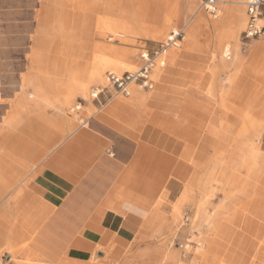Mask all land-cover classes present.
Instances as JSON below:
<instances>
[{"label": "rangeland", "instance_id": "1", "mask_svg": "<svg viewBox=\"0 0 264 264\" xmlns=\"http://www.w3.org/2000/svg\"><path fill=\"white\" fill-rule=\"evenodd\" d=\"M43 1L0 0V184L4 183L6 174V151L15 149L19 153L15 147L19 146L20 141H29L35 150L42 151L45 148L43 154H46L67 133L81 128L79 120L94 117L104 121L109 116L107 109L113 101L129 104L138 94L151 96L147 102L149 105L139 110L140 129L151 124L174 138L182 148L174 156L161 149L156 150V188L151 192V197L147 195L154 209L142 216L144 235L129 242L117 238L119 241L112 245L97 244L90 253V259L82 264H221L215 256H211L208 262L206 252L202 253L200 259L196 257L204 239L214 242V248L218 250L230 249L234 255L244 259L249 256L243 259L245 264H264V252L257 255L260 248L264 249V236L262 240L258 239L259 236L250 237L245 231L236 232L231 225L228 231L211 227L209 215L227 197V190L222 189L218 182L221 181L219 175H216V181L220 184L214 185L213 194L208 197L210 214L204 218L197 209L198 202L206 198L197 189V180H206L204 174L222 158L227 161L224 169L230 168L227 167L228 162L233 157L235 138L242 125V118L236 117L231 111L250 110L246 106L252 104L253 108L248 111L250 119L264 123V47L255 50L264 45V35L249 41L242 38L247 23L244 4L247 0H223L225 4L216 0V18L203 11L202 0H120L123 4L120 16L110 6L117 0L104 3L98 12L70 9L67 6L55 9ZM227 6L229 12L226 16ZM48 10H52L51 13ZM39 12L44 16L42 20L39 19ZM243 14L246 21L243 27H239L234 18H241ZM61 15L75 22L86 16L88 20L80 25L77 23L69 33L63 35L59 32L60 26L53 22ZM199 15L200 26L194 30V24L190 21ZM203 19L208 20L206 25L211 24L215 28H206ZM260 23L264 25V19ZM162 28L165 31L158 39L147 38L143 34ZM171 31H182L183 41L178 48H172L176 56L174 63L170 65L167 53L165 67L153 71L152 90L133 87L129 97H115L107 107L100 109L94 106L96 102L90 93L92 88L105 84L103 81L89 83L86 95L83 97L75 93L71 104L64 108L62 114L55 108L54 105L59 106V101H63L52 84L56 79L75 85L85 79L92 67L94 69V62L105 67L102 78L109 72L135 71L141 66L140 53L143 50H155ZM221 32H225V36H232L233 40L230 37L221 40V37H225L219 36ZM30 54L32 57H41L42 62L35 63ZM125 57L129 62L136 63L134 69L116 70L107 67L123 63ZM219 61L225 62L227 66L222 67ZM162 73L160 86L157 78ZM38 85L56 101L51 100L50 104L32 102L33 88ZM23 93L28 99L26 103L21 101ZM151 102L162 105V108H155ZM78 104L82 105L78 114L70 113V109ZM16 110L24 113V123L29 124L31 131L21 126V129L19 127L10 131L7 136L6 119ZM225 111L228 114L225 115ZM38 115L48 119L71 117L72 124L65 133L60 134L38 121ZM112 118L114 122L122 123L117 116ZM211 123H218L219 130L210 137L207 127ZM47 130L53 138L51 146L44 145L38 137ZM232 144L233 150L228 149ZM186 146H189L187 153L191 157L190 161L182 158ZM261 148L264 150V142ZM202 155L203 164L195 171L192 161L200 160ZM14 167L19 168L16 165ZM190 178H193V191L186 201L180 202L183 191L188 188L185 182ZM9 191L0 186V203ZM134 192L141 198L146 197L144 189H135ZM252 194L247 215L253 223L261 225L264 219V179L259 180ZM178 207L181 215L177 217L175 209ZM153 212H156L157 218L151 220ZM244 238H249V241L257 239L258 244L241 245L239 241ZM35 244L34 238H15L12 245L6 249L0 248V264H61L56 259V253L33 252ZM10 257L12 261L8 263Z\"/></svg>", "mask_w": 264, "mask_h": 264}, {"label": "crops", "instance_id": "2", "mask_svg": "<svg viewBox=\"0 0 264 264\" xmlns=\"http://www.w3.org/2000/svg\"><path fill=\"white\" fill-rule=\"evenodd\" d=\"M228 12L227 6L226 16ZM199 26H193V29ZM205 27L215 28L211 24ZM225 35V32L219 33L220 37ZM175 58H168L170 65ZM157 83L162 86L161 81ZM139 100L138 94L129 104L113 101L107 109L109 116L104 121L89 118L87 128L85 126L67 133L46 154H43L45 148L35 150L29 141L24 140L15 147L19 153L15 149L6 151V174L0 186L10 191L6 192L4 201L0 203V248L6 249L17 237H30L36 243L33 252L56 253V259L61 264H82L90 259V253L97 244L108 246L119 239L129 242L144 235L142 216L154 209L147 195L151 197V192L156 188V150L161 149L174 156L182 145L151 124L140 129L139 110L149 103L143 104ZM151 103L155 108H162L156 102ZM114 115L117 118L120 115L118 119L122 123L114 122ZM36 119L60 134L65 133L72 124L71 117L48 119L38 115ZM10 125L6 126L7 136L10 131L21 129V126L31 129L29 124L24 123V116ZM211 130L209 124V135ZM48 131L38 137L44 145L51 146L53 138ZM203 139L206 140V137ZM186 147L188 149L182 153V158L190 161L187 153L189 146ZM192 164L195 171L199 170L203 155ZM261 178L263 181L264 176ZM192 179L185 182L187 190H193ZM199 182L198 179L197 189ZM135 189H144L146 197L134 194ZM247 213L248 208L246 211L238 209L230 221L221 220L215 229L228 231L231 225L236 232L245 231L246 235L259 236L258 239L262 240V224L253 223ZM151 216V220L156 219V212ZM248 239L244 238L239 243L245 246L253 242L258 244L257 239L251 242ZM214 245L209 241L205 252L210 257L215 256L220 263L245 264L244 260L249 257L240 258L230 249L218 250ZM11 261L10 257L8 263Z\"/></svg>", "mask_w": 264, "mask_h": 264}, {"label": "bare ground", "instance_id": "3", "mask_svg": "<svg viewBox=\"0 0 264 264\" xmlns=\"http://www.w3.org/2000/svg\"><path fill=\"white\" fill-rule=\"evenodd\" d=\"M43 2H45L46 4L50 5V7L55 8V9L58 8L59 6H62V7L67 6V7H70V9H76V10L79 9V10L87 11V12L91 10L92 12H98L102 10L103 5H105L104 3H112L113 0H44ZM219 3L225 4L226 2L223 0H220ZM111 5L114 7V8L111 7V9L113 10L116 9L114 11H117L118 16H120L122 9H123V4L120 2V0H117L116 3L110 4V6ZM52 10L50 11L48 10L47 12L51 13ZM238 12L240 13V10ZM200 16L201 15L192 19L190 23H193L194 24L193 26L199 25ZM42 17L44 16L39 12V19L42 20ZM87 17L88 16H86V18L84 17V18L79 19L78 22H75L69 19V17H67L66 15H61L53 19V22L57 23L60 26L59 32L65 35L66 33H69L70 30L74 28L75 25H77V23H79L78 25H80V24H83L84 20L87 21L88 20ZM45 19H44L45 21H47V19L48 21H52L50 20V18H45ZM234 20L235 22L239 23V27H243L246 21L244 14L241 16V18H239V16H236ZM205 22H208V20L203 19L204 26H206ZM164 31H165V28H162L155 32L145 31L143 34L147 38L158 39L163 35ZM229 37L233 40L232 36H229ZM229 37L228 36L221 37V40L223 39L228 40ZM262 47H264V45L256 47L255 50L261 49ZM107 50L110 51L111 49L108 47ZM167 53H168V58H171L172 56H174V52L172 48H170L166 52V54ZM30 57L37 64H40L42 62L41 57H32L31 54H30ZM219 64L222 67L227 66V64L223 61H219ZM94 65H95L94 69L91 66L92 70L86 74L85 79L82 80L81 82L76 83L75 85H72V83H67V81H61V79H56L55 81H53L52 84L55 87V91H58L60 97L63 98L62 102L58 100L59 106L54 105L55 108L59 111V113L61 112L62 114L64 108L71 104L72 97L75 93H79L84 97L88 90L89 83H100L102 81H103L102 82L103 84L106 83L105 78H102V71L105 68L103 64L101 63L97 64L94 62ZM135 66H136V63L129 62L125 57L123 63H117L113 66L108 65L107 67H110V68L114 67L116 70H122L123 68L130 70V69H134ZM115 73L121 74L118 72H115ZM162 75L163 73L160 74L159 77L157 78L158 82L161 81ZM229 82L231 83V80H228V83ZM26 86L28 85H25V87ZM139 97H140L139 101L143 104H146L150 98V96H145V95H139ZM53 98L51 99L49 94H47V92L43 90L39 85L33 88V93H32V98H31L32 102L50 104L52 103L50 102L51 100L56 101V99L53 100ZM21 101L22 103H26L28 101V99L24 97V93L21 96ZM246 107H249L251 110L253 108V105L249 104ZM250 110L249 109L248 110L236 109V110L231 111L236 117L242 118V125L239 126L237 136L235 138V143H236L235 149L233 150V144L229 148L230 150H233V157L228 162L229 166L227 165L225 166L230 167V168L228 170L224 169V164L225 162H227L224 158H222L221 160H217L216 163L213 165V168H211L209 171H207L204 174V177L206 178V180L205 179L200 180L199 185H198V189L206 197V198L203 197L202 200H200L197 205L198 213L201 214V216H203L204 218H207L208 217L207 215L210 214L209 207L211 206H209L208 197L212 196L213 194L212 188L214 187L215 189L214 185L220 182L222 189L227 190L226 192L227 197L222 202L221 206H219L218 208H214L213 212L209 215V221L211 222L210 223L211 227H213L214 229L221 219L230 221L234 213L238 209H241L243 211L247 210L250 199H251V195H253L252 193H253L254 187L258 183V181L260 180V178L263 176V173H264V150H262L261 148L262 143L264 142V136H263L264 123L263 121L258 122L256 120H251L249 116V112H248ZM223 113L228 114V112L226 111ZM23 114H24L23 112L16 110L12 116H9L6 119L7 126L10 127L11 126L10 123L14 122L15 120L23 116ZM212 126H210L212 127L211 128L212 130L210 131V135H209L210 137L214 135L216 131H218L217 123H214V125ZM216 175L217 176L219 175L221 181L220 180L218 182L216 181ZM220 188L217 190H220ZM192 191H193L192 189L186 190L184 196L182 197V199H180V202L186 201L189 198V195L191 194ZM179 211H180L179 207L175 209V213L177 217L181 215ZM261 235H264V219L262 223ZM208 242L209 241L207 239H204L203 242L200 244L201 247L198 250V253H197L198 256H196L199 259L201 258L202 253L205 252ZM263 252H264V249L260 248L258 254L262 255ZM206 256L209 262L211 257L208 255Z\"/></svg>", "mask_w": 264, "mask_h": 264}, {"label": "built area", "instance_id": "4", "mask_svg": "<svg viewBox=\"0 0 264 264\" xmlns=\"http://www.w3.org/2000/svg\"><path fill=\"white\" fill-rule=\"evenodd\" d=\"M247 23L242 32L243 40L249 41L264 35V25L260 22L264 19V0H247L245 3ZM201 8L210 16L216 18L218 7L216 0H202ZM183 41L182 31H171L167 38L160 42L155 50H143L140 53L141 66L135 71H125L121 74L109 72L105 76V85L91 89L90 96L101 109L115 97H129L133 87L152 90L154 82L153 71L156 68H164L166 64L165 54L170 48H178ZM104 97V98H102ZM81 104L70 109V113L78 114ZM80 127L88 125V118L79 120Z\"/></svg>", "mask_w": 264, "mask_h": 264}]
</instances>
